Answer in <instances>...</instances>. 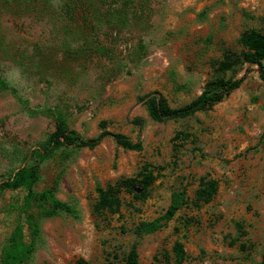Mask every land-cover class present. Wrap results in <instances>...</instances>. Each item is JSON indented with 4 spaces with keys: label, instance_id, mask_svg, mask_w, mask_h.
I'll list each match as a JSON object with an SVG mask.
<instances>
[{
    "label": "rangeland",
    "instance_id": "obj_1",
    "mask_svg": "<svg viewBox=\"0 0 264 264\" xmlns=\"http://www.w3.org/2000/svg\"><path fill=\"white\" fill-rule=\"evenodd\" d=\"M58 1L48 7L42 0H0V76L16 89H0V182L27 162L57 118L84 138L95 137L104 122L109 135L93 149L57 150L40 166L38 188L54 187L79 217L41 220V244L30 264L80 258L120 264L135 241V226L162 215L174 191L185 188L193 198L202 178L217 182L213 200L180 209L164 228L144 236L138 264H176L177 241L186 253L180 264L258 262L264 248V82L255 68L228 72L226 78L244 77L240 87L190 117L151 121L144 101L160 94L176 108L199 96L210 61L224 49L238 50L242 32L264 29V0L123 1L112 6L120 9L118 26L107 18L96 30L51 16ZM135 118L145 125L132 124ZM114 133L140 141L142 150L119 148ZM179 133L187 135L183 142L173 140ZM144 164L160 168L149 197L140 202L124 194L117 214L96 218V186L134 176ZM23 195L0 194V260Z\"/></svg>",
    "mask_w": 264,
    "mask_h": 264
},
{
    "label": "trees",
    "instance_id": "obj_2",
    "mask_svg": "<svg viewBox=\"0 0 264 264\" xmlns=\"http://www.w3.org/2000/svg\"><path fill=\"white\" fill-rule=\"evenodd\" d=\"M50 1L53 0H42L43 3L48 4V7ZM99 1L59 0L56 6L57 10L51 16L69 22L79 19L83 22V25L85 24L86 28L89 27L88 29L92 30L99 29V25L103 24L105 19L108 18L110 22H113L111 25L116 28L118 24L114 21V17L117 18L120 9L112 6L123 1L132 2V0H101L103 3ZM261 21L264 23V16ZM69 26L70 24L66 28L70 29ZM237 44L239 46L238 50L224 49L218 59L210 61V79L206 83L203 92L190 103L172 108L160 94L147 95L144 104L148 118L154 122H163L172 119H183L197 112L211 110L242 84L243 76L226 78V74L233 72L236 66L254 67L259 79L264 82V29H249L242 32ZM0 89L16 94V89L10 86L1 76ZM132 124L142 128L145 125V120L135 118ZM105 127V123L102 122L100 124L101 131L95 137L84 138L77 131L69 129L63 119L57 118L53 131L46 140L30 151L27 155V162L0 182V194L5 191L16 190L24 192L21 202L14 208L18 217L17 223L2 250L1 264H30L33 254L41 244V220L58 215L79 217V213L73 205L63 202L55 196L54 187L38 188L40 166L60 149L95 148L109 135ZM111 136L115 144L123 150L137 152L142 150L140 141H133L120 133H114ZM186 136L179 133L175 135L173 140L183 142L187 138ZM158 170H160L159 167L144 164L134 176L122 177L105 186H96L97 197L92 205L93 215L98 219L105 220L109 215L117 214L123 204L124 194L129 195L133 201H145L150 195L151 186L158 174H155V172ZM217 190L218 185L215 180L202 178L191 199L187 197L185 188L172 192L169 205L162 215L152 220L141 221L132 230L135 241L120 264H138V243L144 236L164 228L180 209L184 207L200 208L210 203ZM184 224L188 225L189 220L185 221ZM172 253L176 264L185 261L186 253L182 243L175 242ZM74 264L90 263L80 258ZM254 264H264V248L260 260Z\"/></svg>",
    "mask_w": 264,
    "mask_h": 264
}]
</instances>
